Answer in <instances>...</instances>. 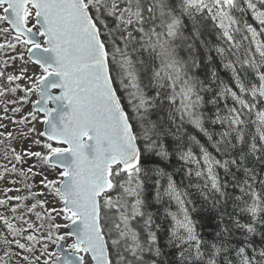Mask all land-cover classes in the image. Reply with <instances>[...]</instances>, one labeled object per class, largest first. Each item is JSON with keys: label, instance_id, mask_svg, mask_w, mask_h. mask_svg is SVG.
<instances>
[{"label": "snow or ice", "instance_id": "6c2138e0", "mask_svg": "<svg viewBox=\"0 0 264 264\" xmlns=\"http://www.w3.org/2000/svg\"><path fill=\"white\" fill-rule=\"evenodd\" d=\"M0 264H264V0H0Z\"/></svg>", "mask_w": 264, "mask_h": 264}, {"label": "rangeland", "instance_id": "374dc122", "mask_svg": "<svg viewBox=\"0 0 264 264\" xmlns=\"http://www.w3.org/2000/svg\"><path fill=\"white\" fill-rule=\"evenodd\" d=\"M19 94L22 95V93H19ZM32 99L34 100V99H36V97L33 96ZM30 107H31V105H25V106H24V112L29 111V110H30ZM9 115H11V114H9ZM10 127H11V126H10ZM37 128L40 129V128H42V126L39 125V124H37ZM25 147H27V145H25ZM34 150H39V149H34ZM36 180L38 181V180H39V177H37Z\"/></svg>", "mask_w": 264, "mask_h": 264}]
</instances>
